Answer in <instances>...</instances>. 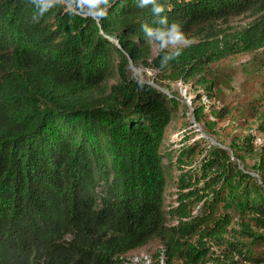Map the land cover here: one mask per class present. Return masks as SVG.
Returning <instances> with one entry per match:
<instances>
[{"label":"trees","instance_id":"16d2710c","mask_svg":"<svg viewBox=\"0 0 264 264\" xmlns=\"http://www.w3.org/2000/svg\"><path fill=\"white\" fill-rule=\"evenodd\" d=\"M157 2L185 37L200 39L164 69L160 51L146 64L153 70L190 76L236 54H264V0ZM138 3L110 0L99 22L59 4L33 22L29 0H0V264H127L123 255L155 239L180 251L201 225L221 237L241 210L264 229V198L225 151L192 185L177 179L198 144L186 147L187 161L176 158L165 146L176 98L131 77L130 66L151 54L142 25L157 27L151 5ZM247 13L256 16L248 27L213 32ZM169 179L178 194L164 209ZM165 215L179 222L167 225ZM234 250L264 264L262 236ZM200 254L185 256L199 264Z\"/></svg>","mask_w":264,"mask_h":264},{"label":"rangeland","instance_id":"374dc122","mask_svg":"<svg viewBox=\"0 0 264 264\" xmlns=\"http://www.w3.org/2000/svg\"><path fill=\"white\" fill-rule=\"evenodd\" d=\"M255 19L254 14L247 13L218 21L213 32H236ZM186 39L188 43L182 47L197 42L200 36L191 34ZM150 52L147 61L130 66V74L137 80L157 84L177 100V110L166 131L165 146L176 158L182 155L187 161L186 147L193 142L198 144L195 161L185 163V172H176L177 179L183 178L184 186L192 185L195 179H200L199 171L208 168L214 152L222 150L238 169L253 178L255 193L264 198V128H259L260 125L264 127V54H236L208 65L199 73L183 76L174 69L149 68L146 64L160 52L153 42ZM193 166L196 169L191 168ZM177 194L174 179H169L164 190V209L176 203ZM230 216L232 222L221 237L206 236L211 231L207 232L201 225L198 232L180 240V251L166 249L163 241L155 239L123 255L122 259L127 264H193L185 256L189 251L193 257L201 253L199 264H248L237 255L234 247L251 245L254 238L264 237V229L255 226L253 216L242 210L240 214L231 212ZM165 218L167 225L179 222L176 217L165 215Z\"/></svg>","mask_w":264,"mask_h":264},{"label":"clouds","instance_id":"9594fccd","mask_svg":"<svg viewBox=\"0 0 264 264\" xmlns=\"http://www.w3.org/2000/svg\"><path fill=\"white\" fill-rule=\"evenodd\" d=\"M34 6L33 22H38L39 18L59 4L65 8H71L70 14H82L86 18H92L99 22L108 15L111 7L110 0H29ZM151 5V12L154 23L157 27L142 25V31L146 38L150 39L164 55L160 59V68L164 69L168 64L177 59L182 53V46L188 43L185 33L182 30V22L174 21L169 23L165 13V6L157 0H139L138 7L145 8Z\"/></svg>","mask_w":264,"mask_h":264},{"label":"water","instance_id":"95a60500","mask_svg":"<svg viewBox=\"0 0 264 264\" xmlns=\"http://www.w3.org/2000/svg\"><path fill=\"white\" fill-rule=\"evenodd\" d=\"M149 84L152 85V86H153L154 88H156L157 90H159V91H161V92L167 94V92H166L164 89H162L161 87H159L157 84H153V83H149Z\"/></svg>","mask_w":264,"mask_h":264}]
</instances>
